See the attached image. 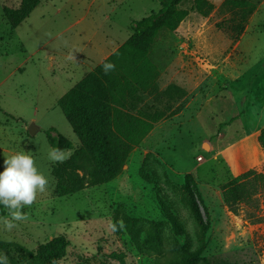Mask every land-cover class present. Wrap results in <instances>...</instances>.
Wrapping results in <instances>:
<instances>
[{"label": "rangeland", "instance_id": "374dc122", "mask_svg": "<svg viewBox=\"0 0 264 264\" xmlns=\"http://www.w3.org/2000/svg\"><path fill=\"white\" fill-rule=\"evenodd\" d=\"M41 1L14 30L5 9L18 10L21 0H0V172L5 156L23 149L49 178L47 191L23 209L27 221L17 222L11 233L0 224V241L33 251L62 237L68 247L58 264H166L185 253L199 255L193 264L214 258L264 264V188L258 183L252 201L236 212L221 192L223 184L248 171L264 175L257 140L264 128V8L251 17L238 42L232 15L222 7L225 0H208L215 6L208 17L191 14L175 33H162L152 51L161 73L158 92L144 96V109L163 113V119L116 180L61 197L53 175L60 163L48 159L47 132L54 129L68 139L71 155L80 141L59 99L129 40L132 21L158 12L160 4ZM74 21H81L78 28L52 38ZM81 28L83 39H71ZM106 33L115 39L103 42ZM90 41L94 54L69 78L76 63L65 54ZM240 41L244 53L236 48ZM171 87L177 89L169 96ZM33 123L40 129L35 135L28 131ZM6 215L0 210V217ZM118 221L124 227L113 231L110 225Z\"/></svg>", "mask_w": 264, "mask_h": 264}, {"label": "trees", "instance_id": "16d2710c", "mask_svg": "<svg viewBox=\"0 0 264 264\" xmlns=\"http://www.w3.org/2000/svg\"><path fill=\"white\" fill-rule=\"evenodd\" d=\"M264 0H225L224 7L231 15L233 38L238 42L251 17ZM160 10L134 20L130 25L132 36L117 51L103 61L59 101L64 115L80 141V147L65 162L53 169L58 178L57 194L61 197L80 192L87 187L105 185L116 180L126 163L141 143L163 119L161 112H147L144 96L158 92L159 68L152 59V51L162 33H175L191 14L208 17L215 6L208 0H159ZM39 5V0H21L18 10L5 9V15L15 30ZM220 27V26H219ZM115 64V71L105 75L102 65ZM177 88L171 87L172 96ZM173 90V91H172ZM53 147L72 151V143L56 130L47 132ZM264 152V128L258 135ZM264 188V175L251 170L221 186L224 204L237 211L243 202H251L258 190ZM0 210H7L0 205ZM165 215L179 228L169 210ZM68 242L56 238L29 251L16 243L0 241V253L7 254L13 264H58L66 255ZM198 254L185 253L166 264H193ZM208 264H231L216 258Z\"/></svg>", "mask_w": 264, "mask_h": 264}, {"label": "clouds", "instance_id": "9594fccd", "mask_svg": "<svg viewBox=\"0 0 264 264\" xmlns=\"http://www.w3.org/2000/svg\"><path fill=\"white\" fill-rule=\"evenodd\" d=\"M105 75L115 71V64L106 62L102 65ZM71 157L69 151L53 147L48 152V159L53 163H63ZM4 170L0 172V205L7 210V215L0 217V224L5 232L11 233L17 222L28 220L23 211L31 207L40 194L47 191L49 178L37 167L36 160L29 151H20L5 156ZM124 227L123 221L110 225L113 231ZM0 264H9L7 254L0 253ZM53 264H56L53 261Z\"/></svg>", "mask_w": 264, "mask_h": 264}, {"label": "crops", "instance_id": "0c3cea01", "mask_svg": "<svg viewBox=\"0 0 264 264\" xmlns=\"http://www.w3.org/2000/svg\"><path fill=\"white\" fill-rule=\"evenodd\" d=\"M96 1L97 0H91V6H93L95 3H96ZM43 2L41 1V0H39V5L33 10V12L30 14V16L40 7V5L42 4ZM106 3H109V0H107L106 1ZM91 6H90V4H89V8H91ZM264 8V4L262 3L261 5H260V7L258 8V10H257V12H256V14L257 15H259L260 14V12H262V9ZM29 16V17H30ZM108 20H110V18H108ZM22 24V23H21ZM20 24V25H21ZM81 24V21H74V22H71V23H68V24H64V26H63V28H61V30L57 33V34H55L52 38L53 39H56V38H59V37H61V36H65V34H67V32L68 31H70V30H73V29H75V28H78V25H80ZM19 25V26H20ZM18 26V27H19ZM17 27V28H18ZM16 28V29H17ZM82 29L83 28H81V29H77L76 30V32H75V34H72L71 35V39H74V35L75 36H77V35H79V37L81 38V39H83V33H82ZM105 38H104V40H103V42H106V41H110V39L111 40H114L115 39V36H113V35H111L110 33H106L105 34V36H104ZM77 45V44H76ZM91 45V41L87 44V45H83V47H81L80 49H76V48H74V49H70V50H72V51H67V52H70V54H71V52H72V55H67V54H65V57L66 58H68V60H70L71 62H75L76 63V66L75 67H73L72 68V66H71V70H69V72L67 73L68 74V76H69V78H71L73 75H76V73L78 72V70L79 69H83V66H85L86 65V63L91 59V57H92V55L94 54V50L92 49V48H90L89 49V46ZM236 48H237V50H239V51H241V52H243V51H245V49H243L242 47H241V41L237 44V46H236ZM39 51V50H38ZM38 51H36L34 54H33V56H35V54L38 52ZM115 51H113L112 53H109L106 57H105V59H104V61L110 56V55H112L113 53H114ZM244 53V52H243ZM54 54H57V53H54ZM49 57V56H48ZM52 61L55 59V57L54 56H52V57H49ZM103 62V61H102ZM101 62V63H102ZM25 61H23L21 64H20V66H19V68L17 69L18 71H20L22 68H23V66L25 65ZM260 63H261V61H260ZM97 68V67H96ZM263 69L261 68V69H259V71L261 72ZM71 72V73H70ZM92 72V71H91ZM261 73H263L264 74V70L261 72ZM88 74V73H87ZM245 74V72H243L242 73V75L241 76H243ZM86 75V74H85ZM84 75V76H85ZM241 76H238V79L241 77ZM84 78V77H83ZM79 83V82H78ZM77 83V84H78ZM76 84V85H77ZM75 85V86H76ZM74 86V87H75ZM73 87V88H74ZM72 89V88H71ZM70 89V90H71ZM69 90V91H70ZM68 91V92H69ZM67 92V93H68ZM66 93V94H67ZM59 101H60V99H59ZM59 101H58V104H59Z\"/></svg>", "mask_w": 264, "mask_h": 264}, {"label": "water", "instance_id": "95a60500", "mask_svg": "<svg viewBox=\"0 0 264 264\" xmlns=\"http://www.w3.org/2000/svg\"><path fill=\"white\" fill-rule=\"evenodd\" d=\"M40 129L33 123L31 124V126L29 127L28 131L31 135H35ZM203 149L205 151H209V145L207 143L203 144Z\"/></svg>", "mask_w": 264, "mask_h": 264}]
</instances>
